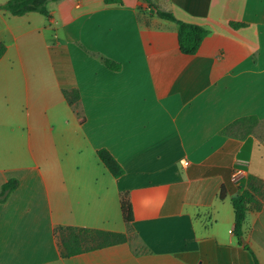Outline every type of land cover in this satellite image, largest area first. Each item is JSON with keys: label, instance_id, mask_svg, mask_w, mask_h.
<instances>
[{"label": "crops", "instance_id": "0c3cea01", "mask_svg": "<svg viewBox=\"0 0 264 264\" xmlns=\"http://www.w3.org/2000/svg\"><path fill=\"white\" fill-rule=\"evenodd\" d=\"M73 1L0 10V191L19 183L0 204V264H264V194L242 239L233 206L250 176L264 184V0ZM153 6L209 31L197 54ZM60 227L127 242L64 258Z\"/></svg>", "mask_w": 264, "mask_h": 264}, {"label": "trees", "instance_id": "16d2710c", "mask_svg": "<svg viewBox=\"0 0 264 264\" xmlns=\"http://www.w3.org/2000/svg\"><path fill=\"white\" fill-rule=\"evenodd\" d=\"M60 0H7L6 3L0 5V10L13 17H22L30 13H37L46 17H50V10L48 5L50 2H57ZM107 3H120V0H106ZM153 10L157 15L170 22L178 25V43L180 51L184 55H195L201 48L204 40L209 35V31L199 25L189 24L178 20L172 12H166L157 6H153ZM230 26L234 30L246 27L245 24L231 22ZM7 52V46L0 43V59L4 57ZM101 61L105 66L112 71L119 72L122 69L121 64L101 57ZM64 95L70 105L76 104L80 100L78 91H65ZM100 161L105 165L107 170L114 178H120L124 175L125 170L109 150L103 148L97 152ZM19 186L18 181L11 180L4 184L0 191V204L5 203L9 196L17 190ZM245 190L242 194L235 197L233 206L235 209V227L234 233L239 239L243 237V227L247 219L249 205L257 202V197H263L264 184L257 178L250 176L245 183ZM221 197L224 198V192ZM121 209L125 222H133V207L130 203L128 193L122 194ZM57 239L61 247V254L64 258L77 256L86 252H91L110 246L122 244L127 242V237L124 234L94 230L87 228H64L60 227L56 230ZM255 263L260 264L255 258Z\"/></svg>", "mask_w": 264, "mask_h": 264}, {"label": "built area", "instance_id": "2783aa9c", "mask_svg": "<svg viewBox=\"0 0 264 264\" xmlns=\"http://www.w3.org/2000/svg\"><path fill=\"white\" fill-rule=\"evenodd\" d=\"M186 165H188V162H186ZM244 179V171L243 170H237L234 172L232 176V181L234 183H240Z\"/></svg>", "mask_w": 264, "mask_h": 264}, {"label": "rangeland", "instance_id": "374dc122", "mask_svg": "<svg viewBox=\"0 0 264 264\" xmlns=\"http://www.w3.org/2000/svg\"><path fill=\"white\" fill-rule=\"evenodd\" d=\"M0 1H3V0H0ZM55 4H57V3L56 2H50V4L48 5L49 10H51L53 8V6H55Z\"/></svg>", "mask_w": 264, "mask_h": 264}, {"label": "water", "instance_id": "95a60500", "mask_svg": "<svg viewBox=\"0 0 264 264\" xmlns=\"http://www.w3.org/2000/svg\"><path fill=\"white\" fill-rule=\"evenodd\" d=\"M244 245H245V242H244Z\"/></svg>", "mask_w": 264, "mask_h": 264}]
</instances>
